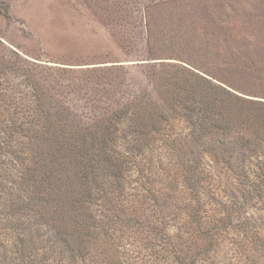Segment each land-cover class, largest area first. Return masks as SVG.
<instances>
[{"label":"trees","instance_id":"trees-1","mask_svg":"<svg viewBox=\"0 0 264 264\" xmlns=\"http://www.w3.org/2000/svg\"><path fill=\"white\" fill-rule=\"evenodd\" d=\"M221 1L228 11L218 12L216 5L206 10L203 6L194 9L188 0H152L139 9L134 1L122 6L114 3L111 12L105 3L95 0L91 7L103 23L111 26L121 25L122 19L131 18L136 9L135 21L148 60L159 58L156 51L167 42H162L157 34H168L164 29L173 27L168 37L171 43L177 39L173 51L181 45L191 52L199 50V55L214 57L218 50L224 49L231 56L226 59V67H234L237 53L244 54L238 65L244 70L245 78L251 84L264 83V78L257 75L264 59L261 54L251 57L242 41L244 35L252 38L251 34H244V29L238 28L246 26L250 11L242 9V0ZM261 25L264 28V18ZM10 52V55L0 52V199L1 204H6V209L0 212V226H4L2 218L8 216L7 204L11 210L18 208L26 221L25 235L31 245H26L27 239H22L20 249L15 251L0 241V264H101L102 260L106 264H127L134 251L126 250L127 244L120 233L133 234L136 226L142 236L149 237L152 248L167 264H196L197 260L201 261L197 254L206 258L214 253L213 247L223 242V236L209 225L211 221H220L208 219L206 204H199V192L193 190L194 185L191 188L187 185L186 189L195 193L198 212L193 213L196 205L190 201L184 206L182 216L188 230L195 231L188 241L182 231L171 237L162 221L121 223L117 219L126 215L122 204L109 199L119 188L118 179L126 170L125 163L137 160L133 166L135 172L141 176L146 172L150 159L141 153L148 149L151 141L157 138L164 141L159 133V120L170 114L168 108L131 90L129 78L117 74L120 68L115 71L106 67L89 68L84 71L86 78L82 75L79 79H69L65 85L63 68L55 70L27 61L22 65L13 59L17 54ZM178 60L203 72L189 60ZM180 66L181 75L167 74L166 82H162L159 75L155 81L160 97L164 90L174 92V102L168 105L172 110L174 106L179 108L191 122L182 142L194 159L192 162L172 161L173 169H177L180 177L188 174L187 181H193L200 168L196 160L202 159L200 156L204 154L199 150L202 144L198 146V141L200 136L206 135V145L214 159L221 158L229 169L237 164V173L249 172L264 183V151L260 155L253 152L261 145L264 147V102L259 103L263 108L243 113L244 98L228 88L249 96L252 90L245 91L227 80H218L226 89L212 83L216 79L213 74L203 72L211 78L208 79ZM189 77L200 82L194 83ZM203 82L208 84L205 90ZM250 87L253 89V84ZM60 90L66 92L67 100H62ZM75 90L83 92L82 99L86 102L94 104L98 99L103 106L80 113L69 98L74 96ZM67 102L68 105H64ZM180 147L173 145V152L179 151L181 155ZM162 162L159 160L161 165ZM159 173L157 179H166L161 171ZM160 193L163 195V190ZM187 232L183 233L185 237ZM251 234L245 233L246 239L240 241L244 254L237 264H264V255L248 251L252 250V243L264 245L258 233ZM41 235L50 238L52 247L43 248L39 256L37 252H29V248L36 247ZM191 244L195 248L193 252L188 248Z\"/></svg>","mask_w":264,"mask_h":264},{"label":"rangeland","instance_id":"rangeland-1","mask_svg":"<svg viewBox=\"0 0 264 264\" xmlns=\"http://www.w3.org/2000/svg\"><path fill=\"white\" fill-rule=\"evenodd\" d=\"M94 1L0 0V52L8 55H10V51L15 52L17 56L13 59L22 65L27 61L55 70L63 68L66 70L62 75L65 78L62 80L65 85H68L69 79H79V77H83L82 75L86 78L87 74L84 71L89 68L106 67L114 71L116 68H120L121 72L118 71L117 74L122 73L126 75V78H129L131 90L144 95V99L150 98L154 103H160L164 108H168L170 114H166L165 119L159 120V133L160 136L163 135L164 141H159L160 138L151 141L148 149L141 153L142 156L150 159V165H146L145 168L146 172L142 176L135 172L133 166L137 160L130 161V164L125 163L126 170H128L123 171L119 177V183L117 182L119 188L116 189L114 196L109 195V199L113 203L122 204L121 209L123 207V211L126 213L124 216L120 215V220H117L121 223H127L130 220L134 224L162 221L165 222L167 233L171 237L182 231L183 238H187V241L191 240L195 231L188 230L187 225H184V220H182L184 217L182 216L184 206L187 203L191 201L193 205L198 204L197 197H194L195 193L186 189L187 185L190 188L194 185L193 190L199 192V204H206L208 219L220 221H211L209 227L220 231L223 236V242L218 247L214 246L212 249L214 253H210L208 257L204 258L203 255L196 252V256L201 258V261L197 260L196 264H237V260H240L244 254L240 241L246 239L245 233L248 232V236L254 232L258 233L264 241V183L249 172L246 175L237 173V169H235L237 164H233L232 168L229 169L226 168L228 167L227 163L221 158L215 157L218 159L215 160L213 153L206 145V135L200 136L198 141V146L202 144L199 146V150L204 152L200 156L202 159L196 160L200 167H198L199 173L195 175L193 181L191 180L192 182L187 181L190 179L188 174V176L182 174L180 177L177 169H173L172 161L182 159V161L192 162L194 159V156L183 143L185 135H188L191 128V122L183 111L180 112L179 108L174 106L172 110L168 105L174 102V92L164 90L160 97L159 93L156 92L155 81L158 80L159 75L162 82H166L167 74L171 76H175L176 73L181 75L180 65L195 73H200L208 79L211 78L205 73L213 74L212 76L217 79H213L214 85L219 84L227 89V86L218 82V80H227L236 88L238 86L242 89L245 88V91L252 90L253 94L249 96L228 88L230 92L232 91L244 98L245 102L241 107L243 113L263 108L259 104L264 102L263 81L260 83L258 81L257 83L253 82V89H251V82L245 78L244 70H241L238 65L240 63L238 61L245 56L244 54L239 56L237 53L238 63L236 62L234 67L230 65L226 67V59L231 56H228L224 49L218 50V55L214 57L199 55V50L192 49L191 52L181 45L178 47L179 49L175 48L173 51V44L177 39L174 38L171 43V39L168 38L173 27L169 30L164 29L169 35L163 32L157 34L162 42H167L163 47L157 49L156 54L160 55L159 58L148 60L144 54L141 32L136 25L137 21H135L136 15H138L136 9H133L131 18L124 17L122 19L121 25L112 24L111 26L103 23L94 12L91 7V2ZM97 1L105 3L108 11L111 12L112 7H115L114 3L122 6V3L131 4L134 1L133 4L136 2L135 6L139 9L152 0ZM188 1L194 9L203 6L206 10L216 5L218 12L221 10L228 11L222 5L221 0ZM241 4L243 10L250 11V16L246 26L239 25L238 28L244 29V34L250 32L252 37L249 39L244 35L242 41L251 52L252 58L259 57L261 54L262 59H264V28L261 27L264 18V0H242ZM187 20L190 21L189 18ZM182 49L184 51H181ZM244 51L240 50L239 52L243 53ZM178 59L189 60V63L202 68L205 73L189 67ZM258 71L257 75L264 78L262 77L264 76L263 63L260 64ZM189 79L194 83L200 82L194 77H189ZM243 80L246 82H242ZM241 83H245V86ZM203 85L205 90L208 84L203 82ZM247 87L249 89H246ZM73 93L74 96L69 97L71 104L73 103V106H76L80 113H89V111L96 110V107L99 110L103 106L101 105L103 102L98 101V99L97 103L94 104H92L93 102H86L82 99L83 92L75 90ZM60 94L62 100H67L66 92L60 90ZM64 105H68V102ZM219 134L222 138V133L219 132ZM173 145L181 146V155L179 151L173 152ZM117 148L120 149L118 145ZM263 149L264 147L261 145L257 149H253V152L260 155L263 153ZM159 160L163 161V165L159 163ZM138 162H140V158H138ZM159 170L166 176L164 177L166 179L162 181L157 179L160 174ZM161 190L164 192L163 195L160 193ZM152 196H158V198L154 199ZM1 203L0 199V212L6 209V204ZM7 206L9 211H6L7 219L2 218L5 222L4 226H0V241L16 251L20 249L19 246L22 243L20 240L22 239L23 241L27 239L26 245L31 244L25 235L27 225H25L26 221L22 212L18 208L11 210L10 204ZM197 212L198 207L196 205L193 213L197 214ZM202 213L204 212H199L200 215ZM138 228L139 226L135 227L136 230L133 234L130 231L120 233L121 239L125 240V245L127 244L126 250L134 251L131 258L128 257V263L134 264L139 259L138 264H167L161 260V257H158L156 249L152 248L150 244L149 237L142 236L143 234ZM184 232H187V237L183 234ZM18 233H22V235H17ZM51 245L50 238L41 235L39 243L36 247L30 246L29 252H37L35 254L41 256L43 248L47 250L52 247ZM39 246H41L40 250H38ZM263 247L262 243H252V250L248 251H259L264 255ZM188 248L191 252L195 251L192 244ZM25 252L27 253V249ZM52 257L55 256L52 255ZM101 264L106 263L102 260Z\"/></svg>","mask_w":264,"mask_h":264}]
</instances>
